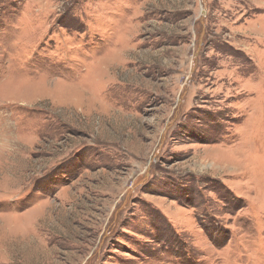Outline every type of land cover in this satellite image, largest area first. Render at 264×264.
I'll use <instances>...</instances> for the list:
<instances>
[{
	"label": "rangeland",
	"instance_id": "374dc122",
	"mask_svg": "<svg viewBox=\"0 0 264 264\" xmlns=\"http://www.w3.org/2000/svg\"><path fill=\"white\" fill-rule=\"evenodd\" d=\"M0 264H264V0H0Z\"/></svg>",
	"mask_w": 264,
	"mask_h": 264
},
{
	"label": "bare ground",
	"instance_id": "6f19581e",
	"mask_svg": "<svg viewBox=\"0 0 264 264\" xmlns=\"http://www.w3.org/2000/svg\"><path fill=\"white\" fill-rule=\"evenodd\" d=\"M5 152H7V151H3V153H5ZM3 155H5V154H3ZM224 163V162H223ZM225 165V164H224ZM226 167V166H225ZM229 167V166H228ZM236 167V166H235Z\"/></svg>",
	"mask_w": 264,
	"mask_h": 264
}]
</instances>
